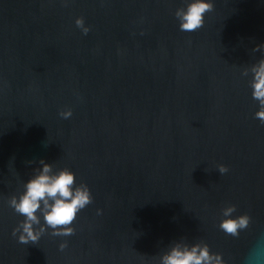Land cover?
I'll use <instances>...</instances> for the list:
<instances>
[{"label":"water","instance_id":"95a60500","mask_svg":"<svg viewBox=\"0 0 264 264\" xmlns=\"http://www.w3.org/2000/svg\"><path fill=\"white\" fill-rule=\"evenodd\" d=\"M213 2L186 32L185 0H0V264H160L178 242L264 264V124L242 75L264 58V0ZM41 159L93 201L74 234L21 244L7 202ZM229 205L251 217L238 236Z\"/></svg>","mask_w":264,"mask_h":264},{"label":"clouds","instance_id":"9594fccd","mask_svg":"<svg viewBox=\"0 0 264 264\" xmlns=\"http://www.w3.org/2000/svg\"><path fill=\"white\" fill-rule=\"evenodd\" d=\"M213 0H185V5L176 9L174 15L180 31L193 32L203 27L205 14L212 11ZM75 24L87 35L90 28L85 26L84 18L77 17ZM254 51L258 49H253ZM251 73L249 86L251 95L258 102L255 117L264 124V58L259 59L242 71L243 76ZM59 115L68 119L72 116L70 108ZM31 163V161H29ZM39 167L33 169V175L23 184V191L8 200V206L23 219L12 230V236L21 244H36L41 236L49 231L52 236H70L78 213L92 203L93 196L86 183H76V176L69 168L53 169V164L41 159ZM217 170L222 175L228 171L224 165ZM235 205L222 210L224 219L220 228L227 234L238 236L248 227L251 217L247 214L233 216ZM97 215L102 209L96 210ZM67 247V242L59 245L60 250ZM160 264H225L222 254L212 252L207 243L191 245L176 243L160 257ZM251 264H260L252 260Z\"/></svg>","mask_w":264,"mask_h":264}]
</instances>
